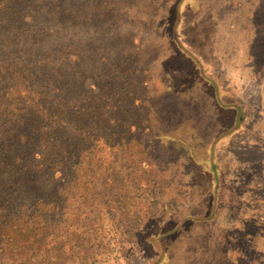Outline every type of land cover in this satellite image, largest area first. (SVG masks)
<instances>
[{
    "label": "rangeland",
    "instance_id": "1",
    "mask_svg": "<svg viewBox=\"0 0 264 264\" xmlns=\"http://www.w3.org/2000/svg\"><path fill=\"white\" fill-rule=\"evenodd\" d=\"M176 3L177 0H0V67L5 75L1 82L11 84L12 78L31 77L29 83L35 86L32 96L41 91L38 98L27 99L30 114L24 110V119L9 127L8 133L0 134L6 136L0 138L4 153L0 165L7 176L5 182L0 181V193L19 194L5 216L19 219L26 214L28 219L24 235L15 236L25 246L20 251L0 242V264H16L24 253L32 264L156 261V249L147 241L148 228L162 218L156 185L164 172L173 171L178 157L187 156L188 149L170 136L163 137V142L149 140L156 137L160 123L172 130L182 124L187 114L199 117L195 100L209 106L207 112L212 104L211 89L205 88L191 60L179 56L173 32L176 12H180L178 35L205 61L212 60L210 39L201 24L207 13H201L195 0H186L180 10ZM56 60L63 64L62 74L53 70ZM132 98L138 99L135 107L130 106ZM116 104L122 106L120 123L110 128L105 122L113 119ZM66 110L72 113V120L57 126L60 135L88 123L89 145L85 144V150L74 157L65 148L61 157L64 144L57 142L45 159L35 157L33 144L40 145L48 115ZM165 115L171 118L161 121ZM105 142L115 146L117 155L111 161L107 156L106 163H101L93 147L104 146ZM24 143L26 151L21 155ZM56 157L69 164L56 200L59 206L42 210L31 198H52L43 194L47 178L34 165L42 162V167L48 166ZM146 160L149 167L143 165ZM108 162L113 171L119 169L121 173L114 176L105 172ZM180 165L186 171H196L189 164H177V172L181 171ZM36 184L39 187L34 189ZM123 197L132 204L127 205ZM46 235L64 241L65 250L46 252L45 246L38 248L39 240ZM123 238L128 249L124 256ZM173 247L178 260L197 256L205 264L200 248L191 253L180 234L175 236ZM36 249L39 255L31 258Z\"/></svg>",
    "mask_w": 264,
    "mask_h": 264
},
{
    "label": "trees",
    "instance_id": "2",
    "mask_svg": "<svg viewBox=\"0 0 264 264\" xmlns=\"http://www.w3.org/2000/svg\"><path fill=\"white\" fill-rule=\"evenodd\" d=\"M185 1L177 0L178 10ZM195 4L201 13H207L201 18V24L207 30L205 36L210 39L214 57L205 61L196 48L178 35L182 21L180 12H176L174 23L175 46L181 58L191 60L205 81V88L211 89L212 104L207 112L209 106L195 100L194 105L201 112L199 117L187 114L182 124L172 130L160 123L156 137L149 140L152 143L157 138L163 142V137L170 136L188 149L187 156L178 157L173 171L164 172L156 185L162 218L148 228L147 241L153 244L157 253L152 264L202 263L197 256L178 260L173 247L178 234L182 242L187 241L191 253L200 248L199 254L205 259V264H264V0H195ZM52 67L55 73L62 74L60 60L52 63ZM4 78L1 66L0 134H6L9 127L18 125L24 119V110L30 114L27 99L32 101L41 95L40 91L32 96L35 86L29 83L33 79L31 77L27 80L12 78L9 82L14 83L11 84L1 82ZM23 91L27 98L22 95ZM137 102V98H132L130 106L135 107ZM115 107L113 119L105 122L110 128L120 123L118 116L122 106L116 104ZM180 108L178 105L177 110ZM62 113L48 115L47 129L41 139L43 146L37 142L33 144L35 157L45 159L56 148L57 142L64 144L61 157L65 148H68L65 152L74 157L80 155L85 144L89 145L88 123H81L75 132L67 131L60 135L57 126L72 120V113L67 110ZM168 117L171 118L170 115L161 117V121ZM22 139L26 141L24 136ZM25 145L21 155L26 151ZM93 149L96 155L100 154L101 163H106L107 156L111 161L117 155L115 146L106 142L104 146L98 144ZM2 155L0 147V158ZM61 157L49 161L45 167H42V162L34 165L47 178L43 194L47 193L52 198L42 196L39 200L38 196L32 197V202L37 203L39 209L59 206L56 200L61 193L62 178L67 175L65 169L69 167ZM177 164H189L196 171H186L180 165L181 171L177 172ZM143 165L149 167L148 161ZM105 172L115 176L121 170L113 171L111 162H108ZM6 179V170L0 165V181L5 182ZM38 187L36 184L34 189ZM126 193L129 195L128 191ZM18 198L15 191L0 193V242H7L21 251L25 243L16 240L15 236L24 235L28 223L26 214L19 219L5 216ZM122 200L127 205L133 202L124 197ZM123 243L126 247L122 256L128 255L125 238ZM38 245V248L45 246L46 252L66 248L64 241L47 235L39 240ZM37 249L31 258L39 255ZM26 256V253L22 254L16 264H32ZM23 258L26 260L21 262Z\"/></svg>",
    "mask_w": 264,
    "mask_h": 264
}]
</instances>
